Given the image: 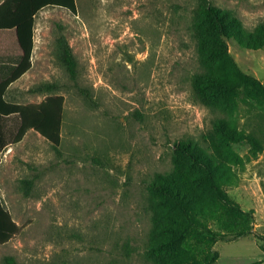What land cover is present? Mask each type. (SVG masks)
I'll return each instance as SVG.
<instances>
[{
    "label": "rangeland",
    "instance_id": "1",
    "mask_svg": "<svg viewBox=\"0 0 264 264\" xmlns=\"http://www.w3.org/2000/svg\"><path fill=\"white\" fill-rule=\"evenodd\" d=\"M76 2V14H37L32 67L6 93L18 104L63 96V143L57 155L34 129L13 143L19 117L4 119L0 197L20 230L0 264H264V0ZM21 57L14 32L0 34V82ZM216 77L234 82L230 94L212 91ZM166 180L211 203L173 246L156 242L171 243L183 217L155 189Z\"/></svg>",
    "mask_w": 264,
    "mask_h": 264
},
{
    "label": "trees",
    "instance_id": "2",
    "mask_svg": "<svg viewBox=\"0 0 264 264\" xmlns=\"http://www.w3.org/2000/svg\"><path fill=\"white\" fill-rule=\"evenodd\" d=\"M48 7L67 9L75 14L77 12L76 0H4L0 4V34L14 32L15 39L22 51L19 64L14 68L9 77L0 82V153L10 144L5 134L3 121L9 116L17 115L20 125L12 140L13 143L22 141L26 133L34 129L52 144L57 155L62 154L63 96H50L40 104H18L9 102L6 99V93L10 86L18 81L32 67V57L35 47L36 16L41 10ZM206 10L210 14V9L207 8ZM59 59L62 61L71 79L76 80L78 76V63L71 47L63 39L60 41ZM224 80L216 77L213 80L211 78L207 83L215 89L212 90L213 92L217 94L225 93L227 96L230 94L234 82L229 83L225 78ZM240 80L250 89H254V82L247 77L242 75ZM83 93L88 99H91V95L88 92L83 91ZM222 130L225 140L236 139V136L231 130L228 131L225 127ZM210 160L214 161L207 155L206 161L210 162ZM217 163L216 166H219V162ZM202 165L206 170V175L202 181L209 182L212 189L217 192L218 200L222 204H226L229 198L225 193L221 192L220 185L216 179L218 176L214 172V165L210 163H202ZM169 177L172 180L174 176ZM170 180L160 182L157 186L155 185V189L168 191V196H173L178 202L176 206L181 207V216L183 217L175 220V224H177L175 229H170L173 242L171 241L170 243L167 240L161 239L156 240L161 246L166 244L173 246L191 227L192 221L199 223L196 219L199 214L202 215L203 212L211 210V203L208 200L197 199L196 195L184 183L176 181L171 183ZM189 208H192V210ZM190 211L195 212L191 220L188 218ZM200 218L202 219V216ZM19 230L20 226L4 207L0 197V244L9 242ZM4 264H17V262L14 257L8 256L5 258Z\"/></svg>",
    "mask_w": 264,
    "mask_h": 264
},
{
    "label": "crops",
    "instance_id": "3",
    "mask_svg": "<svg viewBox=\"0 0 264 264\" xmlns=\"http://www.w3.org/2000/svg\"><path fill=\"white\" fill-rule=\"evenodd\" d=\"M45 138V137H44ZM261 249V248H260Z\"/></svg>",
    "mask_w": 264,
    "mask_h": 264
}]
</instances>
